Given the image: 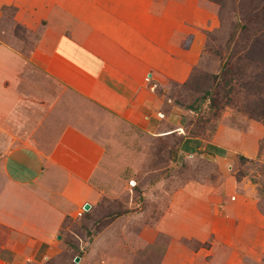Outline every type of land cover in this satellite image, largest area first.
<instances>
[{"label":"crops","instance_id":"0c3cea01","mask_svg":"<svg viewBox=\"0 0 264 264\" xmlns=\"http://www.w3.org/2000/svg\"><path fill=\"white\" fill-rule=\"evenodd\" d=\"M207 3L0 0V72L16 74L31 65L34 71L46 74L50 83L63 89L60 98L63 96L66 103L58 107V115L85 112L88 100L144 132H177L182 137L185 126L180 117L162 112L164 99L150 86L158 83L153 82L156 75L182 82L196 65L205 41L204 30L217 24L215 8ZM4 8L12 11L13 21L32 31L35 42L29 48L12 41L11 35L7 38V27L2 25ZM146 75L151 78L149 83ZM57 102L50 97L52 109ZM82 128L76 123H52L47 150L17 136H11L15 140L0 138V147L5 150L0 153V264H27L40 255L44 258L56 253L53 237L62 212L72 210V203L65 200L60 188L66 187L69 193L77 183H85L103 151L101 145L85 137ZM233 134L231 130L229 139L224 135V144L194 138L191 146H196L198 153L185 154L180 145L178 159L199 154L219 163L224 177L229 178L228 167L241 156L255 159L260 152V142L236 140ZM229 183L226 193L230 197L219 206L222 215L213 220L210 249L185 251L172 240L161 264H180L182 260L176 255L183 251L189 264H243V254L251 250L254 259L262 261L264 215L256 203L258 193L246 186L244 177ZM12 194H20L17 207ZM206 198L214 211L218 210L219 197ZM220 221H224L223 228L218 225ZM215 246L221 252L215 254Z\"/></svg>","mask_w":264,"mask_h":264},{"label":"rangeland","instance_id":"374dc122","mask_svg":"<svg viewBox=\"0 0 264 264\" xmlns=\"http://www.w3.org/2000/svg\"><path fill=\"white\" fill-rule=\"evenodd\" d=\"M205 1L215 8L217 24L204 30L205 41L198 62L184 81L156 75L153 82L159 84H152L150 89L155 88L163 97L161 110L165 115L175 113L180 117L185 126L182 135L197 134L224 144V135L229 139V132L233 130L236 140L260 142L258 156L240 157L234 166L228 167L230 177L227 178L223 175L224 168L212 159L199 154L178 159L181 137L177 132L167 135L144 132L88 100L85 112L66 111L58 115V107L66 103L63 96L60 98L63 89L50 83L46 74L34 71L31 65L16 74L2 71L0 138L28 139L47 150L52 123H76L83 127L82 133L88 140L103 149L95 171L85 183H77L69 193L66 187L60 188L65 200L72 203V210L62 212L60 227L53 237L56 253L44 258L40 255L27 264H161L172 240H177L185 251L210 249L213 220L216 215H222L219 206L230 197L226 190L232 179L244 177L246 186L257 191L258 210L264 215V123L249 117L245 111L253 104L252 101L246 104L245 87L234 81L233 91L226 96L231 101L227 103L223 99L219 109L210 110L207 100L200 105L196 100L211 77L219 75L229 35L238 38L243 35V25L254 29V21L258 25L259 19L264 18V0H219L223 6L214 0ZM4 13L6 19L2 25L7 27V38L11 35L12 41L17 40L24 49L34 44L32 31L13 21L8 8H4ZM198 82L206 85L199 86ZM50 97L58 101L53 109ZM184 150L185 154L198 153L195 146ZM3 151L0 147V153ZM233 191H236L235 185ZM12 195L16 197L17 207L21 204L20 194ZM206 195L219 197L218 210L214 211ZM86 203L90 205L88 210L84 209ZM79 211L82 213L78 214ZM218 225L223 228L224 221ZM219 252L215 246V254ZM253 252L243 254V264H264V250L262 261L255 260ZM182 253L176 255L182 260L180 264H189L186 253ZM77 257L79 260L75 261Z\"/></svg>","mask_w":264,"mask_h":264},{"label":"trees","instance_id":"16d2710c","mask_svg":"<svg viewBox=\"0 0 264 264\" xmlns=\"http://www.w3.org/2000/svg\"><path fill=\"white\" fill-rule=\"evenodd\" d=\"M214 1L223 6L221 1ZM256 23L257 21L255 20L254 29L243 25V35L238 38L234 35H229L225 45L226 56L220 51L217 52L222 54V57L224 56L219 75L216 74L211 77L209 86L202 84V82L197 83L199 86L206 85L200 98L196 99L198 105L207 100L210 110L219 109L224 101L223 99L227 103L231 101V98L227 100L226 96L234 89L232 83L238 81L240 85L245 87V96L248 97L247 106L251 101L253 103L245 111L249 113V117L261 120L264 123V18L259 19L258 25ZM197 137L201 136L184 134L179 141V148L180 145L182 147L181 151L184 153V149L190 148L192 139ZM175 157H177L176 153ZM9 255L10 258L13 257L12 253H9Z\"/></svg>","mask_w":264,"mask_h":264},{"label":"built area","instance_id":"2783aa9c","mask_svg":"<svg viewBox=\"0 0 264 264\" xmlns=\"http://www.w3.org/2000/svg\"><path fill=\"white\" fill-rule=\"evenodd\" d=\"M149 79H150V76H146V77H145V80H146V81H149ZM158 116H159V117H162V114L158 113ZM81 213H82L81 211L78 212V214H81Z\"/></svg>","mask_w":264,"mask_h":264},{"label":"water","instance_id":"95a60500","mask_svg":"<svg viewBox=\"0 0 264 264\" xmlns=\"http://www.w3.org/2000/svg\"><path fill=\"white\" fill-rule=\"evenodd\" d=\"M90 208V205L89 204H84V209L88 210ZM79 258L77 257L75 261H78Z\"/></svg>","mask_w":264,"mask_h":264}]
</instances>
